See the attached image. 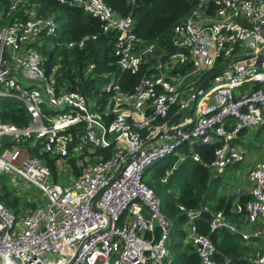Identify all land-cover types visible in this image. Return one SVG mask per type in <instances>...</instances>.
<instances>
[{"label": "built area", "instance_id": "2783aa9c", "mask_svg": "<svg viewBox=\"0 0 264 264\" xmlns=\"http://www.w3.org/2000/svg\"><path fill=\"white\" fill-rule=\"evenodd\" d=\"M9 1V14L16 18L0 25V102L23 105L29 123L18 126L0 119V174H7L20 192L29 187L23 188L13 175L34 185L47 203H37L18 217L0 199V264H172V225L144 174L186 143L219 144L215 158L204 162L216 176L244 160L236 138L245 129L264 127V0H199L192 15L173 31L175 51H164L155 71L145 73L133 92L123 91L115 75L104 76L108 82L102 92L109 94L104 106L79 89L60 85L58 68L47 73L46 59L36 46L57 36L55 17L38 15L36 5L28 9L29 0ZM56 1L81 8L100 21L103 34L116 36L114 55L122 71L135 75L155 56L156 46L135 34L133 17L116 14L105 0ZM95 38L69 42L67 48L83 49ZM186 67L190 69L181 73ZM95 68L90 64L84 77ZM197 76L196 82H187ZM185 92L188 100L182 103ZM180 103L182 108L195 104V116L167 126L171 109ZM3 139L12 146L5 147ZM27 143L56 157L57 175L30 155ZM101 148L114 150L106 158L97 153ZM193 158L202 162L198 152ZM65 165L72 167L73 177L64 186L58 173ZM170 173L161 178L163 183ZM247 179L251 198L236 200L234 211L248 228L222 210L179 205L202 264H231L215 258L213 240L200 231L197 221L205 213L211 214V230L225 228L264 245V159L249 169ZM155 221L162 228L157 242ZM252 261L264 264V250L256 251Z\"/></svg>", "mask_w": 264, "mask_h": 264}, {"label": "trees", "instance_id": "16d2710c", "mask_svg": "<svg viewBox=\"0 0 264 264\" xmlns=\"http://www.w3.org/2000/svg\"><path fill=\"white\" fill-rule=\"evenodd\" d=\"M106 4L120 16H132L135 20L134 32L141 37L146 44L155 45L157 50L155 56L150 57L143 64L139 73L133 75L122 71L114 55V34H103L99 20L87 15L81 8L62 5L56 0H29L32 9L35 6L38 15L54 16L59 24L58 34L55 37L45 38V44L36 46L46 59L45 68L48 74L55 68L56 80L67 90L79 89L92 101H99L103 106L107 103L109 94L102 92V85L108 82L105 75H115L117 83L125 92H133L145 73H153L159 56L164 51L174 52L171 46V37L175 27L192 15L199 0H105ZM10 1L0 0V25H6L13 21L16 16L10 15ZM21 16L24 18L23 11ZM96 37L90 39L83 49H69L67 43L79 41L85 37ZM221 60H219L218 63ZM90 64L96 68L84 77V70ZM219 65V64H218ZM220 66V65H219ZM186 67L181 70L185 74ZM177 71L173 72L174 74ZM213 71L208 72L202 78L206 80ZM201 81V83H202ZM200 82H198L199 84ZM248 85V84H246ZM103 93L102 96L100 94ZM102 107V106H101ZM176 104L170 111V119L180 108ZM191 109L185 110L174 122L178 124L186 118L195 116V104ZM0 119L3 122L25 126L29 123V116L25 107L12 100L0 102ZM248 130V129H245ZM244 131V130H243ZM5 147H11L9 139H3ZM29 149L31 156H37L45 162L52 172L57 175L56 157L48 151H41L40 147L32 148L30 143L24 145ZM219 144L207 145L195 142L180 145L177 153L158 159L150 165L143 180L152 187L159 195L163 211L171 222L169 248L173 258L172 264H202L196 247L188 239L187 218L180 210L179 205L187 207H198L207 205L212 211H224L225 215L232 221H239L240 215L235 211L234 196L228 198L219 191L221 175H214L204 162H210L215 158V148ZM114 148L98 149V154L106 158L113 153ZM201 155L202 162L193 158V153ZM180 154L185 156L180 160ZM75 167V173H79L75 162L76 158L70 159ZM170 171L168 181L163 183L161 178ZM241 198L247 202L249 198ZM0 199L19 217L27 207L34 208L36 203L26 200L18 189L14 187L7 174H0ZM210 213L197 221L200 231L211 237L215 246V258L217 260L229 259L231 264H254L252 255L256 252L253 241L246 243L239 233H233L225 228L211 230L209 226ZM239 218V220H238Z\"/></svg>", "mask_w": 264, "mask_h": 264}, {"label": "rangeland", "instance_id": "374dc122", "mask_svg": "<svg viewBox=\"0 0 264 264\" xmlns=\"http://www.w3.org/2000/svg\"><path fill=\"white\" fill-rule=\"evenodd\" d=\"M199 76L193 77L187 82H196ZM200 84H196L197 87H199ZM107 88V83L102 85L101 90H105ZM198 89V88H197ZM188 92L184 94V101L188 100ZM191 106V105H190ZM189 108L187 109H191ZM247 142L252 145V148L249 150H246V158L243 162L239 163V165H230L227 169V171L221 175V181L219 182V191L223 192L228 198L235 195L238 187L241 185V180L246 177V172L248 169L253 165H255L257 162L262 160V151L264 150V133H261L259 135H254V133L250 134L247 138ZM165 158V157H164ZM69 160V159H68ZM69 163V161H68ZM71 163V161H70ZM72 164V163H71ZM57 165V163H56ZM73 166V165H72ZM74 170L75 167H73ZM64 171H61L58 173V182L62 185H67L73 177V170L71 166H64ZM15 176V181L20 184L21 186H24L23 188L29 187L26 191H19L23 195V197L26 200L32 201L34 203H38L39 205H45L47 203V198L42 194V192L35 187L32 184L26 183L23 179H21L19 176ZM31 209L30 207H27L23 210V213L27 210Z\"/></svg>", "mask_w": 264, "mask_h": 264}, {"label": "crops", "instance_id": "0c3cea01", "mask_svg": "<svg viewBox=\"0 0 264 264\" xmlns=\"http://www.w3.org/2000/svg\"><path fill=\"white\" fill-rule=\"evenodd\" d=\"M186 93V92H185ZM184 93V94H185ZM184 94L182 95V98H183V100H182V103H184L185 101H184ZM188 96V95H187ZM181 104V103H180ZM187 108H189V107H187ZM187 108H185L184 110H183V112L185 111V110H187ZM191 108V107H190ZM182 109V107L180 108V110ZM180 110H178V111H180ZM182 112V113H183ZM177 113V112H176ZM181 113V114H182ZM189 118H192V117H189ZM187 119V118H186ZM177 120V119H176ZM185 121V120H184ZM183 121V122H184ZM183 122H181V123H183ZM181 123H178V124H181ZM252 133H254V135L256 134V135H259V134H261V133H264V127H259V128H254V129H251V130H244V131H242L239 135H238V137L236 138V140H235V143H237V145L240 147V148H242V150H243V153H244V155H245V158H246V150H250L251 148H252V145L250 144V143H248L247 142V138L249 137V135L250 134H252ZM262 154H263V156H262V159H264V150L262 151ZM245 158H244V160H245ZM243 160V161H244ZM243 161H241V162H243ZM241 162H237V163H234V164H232V165H239V163H241ZM235 165V166H236ZM251 167H253V165L251 166ZM250 167V168H251ZM249 168V169H250ZM228 169V168H227ZM249 169H248V171H249ZM227 171V170H226ZM248 171L246 172V177L244 178V179H242L241 180V185H240V187H238V189H237V191H236V193H235V195H233L234 196V198H235V200H238V201H240V202H242L241 200V198H247L248 196H250L251 194H250V190H251V184H250V182L248 181V179H247V174H248ZM239 190H240V192H239ZM251 198V197H250ZM249 198V199H250ZM227 218H229V217H227ZM230 219V218H229ZM231 220V219H230ZM238 220H239V218H238ZM232 221V220H231ZM233 222H236V223H238L239 225H241V226H244V227H246V228H248L249 227V225H247V222H245L244 221V219L243 218H241L240 217V220L239 221H233ZM233 233H235V232H233ZM241 236H242V234L241 233H239ZM243 237V236H242ZM244 239V238H243ZM244 241L246 242V243H251L250 241H247V240H245L244 239ZM253 243V246H255V248H256V250L255 251H258V250H264V245L261 243V241L260 240H258L257 238L254 240V242H252Z\"/></svg>", "mask_w": 264, "mask_h": 264}, {"label": "water", "instance_id": "95a60500", "mask_svg": "<svg viewBox=\"0 0 264 264\" xmlns=\"http://www.w3.org/2000/svg\"><path fill=\"white\" fill-rule=\"evenodd\" d=\"M229 65L226 64L218 69H216L215 71H213L210 75V77H215L216 75H218L221 71H223L224 69L227 68V66ZM185 108H182L180 111H178L176 114H174L168 121H167V126L173 124L176 119L181 115V113L183 112ZM161 232H162V228L161 226L159 225V223L157 221H155V238L153 240V242H157L160 238V235H161Z\"/></svg>", "mask_w": 264, "mask_h": 264}]
</instances>
